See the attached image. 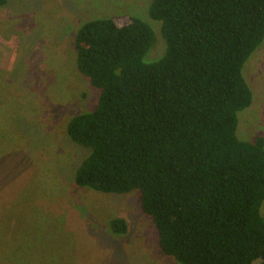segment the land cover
<instances>
[{
    "label": "trees",
    "instance_id": "trees-1",
    "mask_svg": "<svg viewBox=\"0 0 264 264\" xmlns=\"http://www.w3.org/2000/svg\"><path fill=\"white\" fill-rule=\"evenodd\" d=\"M149 15L167 45L154 62L156 34L139 16L77 29V67L100 97L67 123L90 149L75 182L139 190L161 252L181 264H264V136L237 134L253 103L243 68L264 42V0H153ZM110 228L128 224L116 217Z\"/></svg>",
    "mask_w": 264,
    "mask_h": 264
},
{
    "label": "rangeland",
    "instance_id": "rangeland-1",
    "mask_svg": "<svg viewBox=\"0 0 264 264\" xmlns=\"http://www.w3.org/2000/svg\"><path fill=\"white\" fill-rule=\"evenodd\" d=\"M153 0H6L0 5V264H181L164 255L141 192L107 194L79 187L76 171L90 149L67 123L92 111L100 90L77 67L75 35L89 20L135 15L156 42L145 60L166 52ZM252 105L237 134L264 136V42L243 68ZM264 216V202L261 207ZM127 221L114 234L113 218Z\"/></svg>",
    "mask_w": 264,
    "mask_h": 264
}]
</instances>
